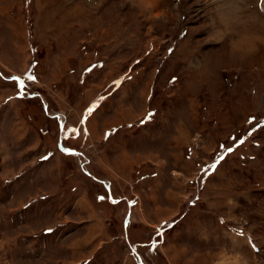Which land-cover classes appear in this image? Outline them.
Masks as SVG:
<instances>
[{
  "label": "rangeland",
  "instance_id": "1",
  "mask_svg": "<svg viewBox=\"0 0 264 264\" xmlns=\"http://www.w3.org/2000/svg\"><path fill=\"white\" fill-rule=\"evenodd\" d=\"M260 2L0 0V264H264Z\"/></svg>",
  "mask_w": 264,
  "mask_h": 264
},
{
  "label": "crops",
  "instance_id": "2",
  "mask_svg": "<svg viewBox=\"0 0 264 264\" xmlns=\"http://www.w3.org/2000/svg\"><path fill=\"white\" fill-rule=\"evenodd\" d=\"M93 103H95V102H93ZM119 105L120 104L118 103V106ZM113 109L115 110V111L113 110L114 111L113 114H107V116L103 115V116L99 117L98 119L95 117H94V119L92 118V121H91L92 137L90 138V140L91 139L92 140L97 139V137H98V136H96L98 130L95 129V125H96L97 129L98 128L105 129L106 126L109 125L111 122L113 123V122H118L119 120H122V119H120V116H122L123 120L127 119L126 114L129 115V112L127 113L126 111L121 110V109H120L121 110V112H120V110L117 109L116 107H114ZM110 112H111V109H110ZM103 114H105V112ZM17 132L18 133L13 134L14 135L13 139H15V140L18 139L22 135L21 132H19L18 130H17ZM102 161L106 162V163L101 164L103 167L110 164V163H108V162H110V161H108V158L102 157ZM92 174H95V173H92ZM84 194L85 193L78 195V198H79L78 203L82 204V206L80 209L75 206V212H74V214L80 213V214H83V216L80 217L81 219H79V221L77 219H73L76 222L74 224H71V226L72 225H74V226L71 227L69 234H68V237H67V235L65 236V237H67L66 240H68L66 243V246L68 247L67 252H68V254H70L69 258L71 259V261L77 259V260H75V262L79 261V258L82 257L83 253H86V250H85L86 246L92 247V245L95 242L98 243V241H101L102 238L105 237V235H102V234L103 233L106 234V232H107V231H103L102 228H99L100 225L96 224V222H94L93 220H91L89 218V216L92 215V212L89 211V209L86 205L87 199L84 197ZM73 207H71V208H73ZM79 232H81L84 236L82 235L83 237L79 238L78 240H75L74 238L72 239V237L75 236V233H79ZM72 242H74V243H72ZM70 243H72V244H70ZM79 256H81V257H79Z\"/></svg>",
  "mask_w": 264,
  "mask_h": 264
},
{
  "label": "bare ground",
  "instance_id": "3",
  "mask_svg": "<svg viewBox=\"0 0 264 264\" xmlns=\"http://www.w3.org/2000/svg\"><path fill=\"white\" fill-rule=\"evenodd\" d=\"M251 15V14H250ZM239 41V43L241 42V44H243V45H245V48L246 49H250V47L251 46H253L252 45V43L253 42H250V40H246V39H244L243 37H240V39L238 40ZM244 41V42H243ZM243 42V43H242ZM238 44V43H237Z\"/></svg>",
  "mask_w": 264,
  "mask_h": 264
},
{
  "label": "snow or ice",
  "instance_id": "4",
  "mask_svg": "<svg viewBox=\"0 0 264 264\" xmlns=\"http://www.w3.org/2000/svg\"><path fill=\"white\" fill-rule=\"evenodd\" d=\"M29 79H31V77H29ZM15 82V81H14ZM26 93H24V92H21V95H25ZM81 122H83V121H81ZM228 152H231L232 151V148L231 147H228ZM65 151H67V149H65ZM221 159H222V157H221ZM100 199H104V197H100ZM48 232H51L52 230L51 229H49V230H47Z\"/></svg>",
  "mask_w": 264,
  "mask_h": 264
},
{
  "label": "water",
  "instance_id": "5",
  "mask_svg": "<svg viewBox=\"0 0 264 264\" xmlns=\"http://www.w3.org/2000/svg\"><path fill=\"white\" fill-rule=\"evenodd\" d=\"M54 115H56V114H52V116H54Z\"/></svg>",
  "mask_w": 264,
  "mask_h": 264
},
{
  "label": "trees",
  "instance_id": "6",
  "mask_svg": "<svg viewBox=\"0 0 264 264\" xmlns=\"http://www.w3.org/2000/svg\"><path fill=\"white\" fill-rule=\"evenodd\" d=\"M34 75V74H33Z\"/></svg>",
  "mask_w": 264,
  "mask_h": 264
}]
</instances>
